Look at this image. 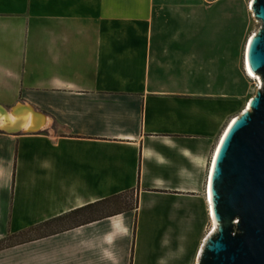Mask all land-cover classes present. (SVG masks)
<instances>
[{
	"label": "crops",
	"instance_id": "1",
	"mask_svg": "<svg viewBox=\"0 0 264 264\" xmlns=\"http://www.w3.org/2000/svg\"><path fill=\"white\" fill-rule=\"evenodd\" d=\"M217 5L231 25L226 0H0V109L32 119L0 129V241L135 198L83 226L51 225L0 264H148L151 245L167 244L152 228L188 208L205 214L196 264L213 154L246 105L236 63L232 77L225 59L205 72L204 16Z\"/></svg>",
	"mask_w": 264,
	"mask_h": 264
},
{
	"label": "water",
	"instance_id": "2",
	"mask_svg": "<svg viewBox=\"0 0 264 264\" xmlns=\"http://www.w3.org/2000/svg\"><path fill=\"white\" fill-rule=\"evenodd\" d=\"M249 10L260 27L245 64L260 88L217 146L206 188L213 228L196 264H264V0Z\"/></svg>",
	"mask_w": 264,
	"mask_h": 264
},
{
	"label": "rangeland",
	"instance_id": "3",
	"mask_svg": "<svg viewBox=\"0 0 264 264\" xmlns=\"http://www.w3.org/2000/svg\"><path fill=\"white\" fill-rule=\"evenodd\" d=\"M226 1L231 2V25H227L226 27L224 25L225 23H222L220 17L222 14L221 6L217 5L211 9L208 8L209 10L206 9L205 12L203 28V45L205 47L204 54L206 61L205 72L207 73L209 70H214L216 72L217 67H221L225 64L223 60L225 59L228 65H231L230 75L232 77V66L233 63H236L238 92L244 93V104H247L255 95L256 89L254 86L255 82L244 73V49L247 39L259 29L260 24L256 23L252 17L248 6L249 0H243L244 8L237 0ZM233 30H235L234 35L232 33ZM134 201V195H124L118 201L112 203L108 208H110L109 211H112V207L119 209L129 208L134 204ZM208 221L202 237L203 242L208 236L211 228V224ZM173 223L175 225H171V228L166 229V231H164L161 226L152 228L156 232L158 238L162 237L163 241L167 244L160 246V240L157 239L156 242L151 245V247H153V252L148 260V264H194L197 245L201 237L202 228L205 224V214L200 210L188 208L183 212L182 218ZM180 234L183 236V242L175 241L180 237Z\"/></svg>",
	"mask_w": 264,
	"mask_h": 264
},
{
	"label": "trees",
	"instance_id": "4",
	"mask_svg": "<svg viewBox=\"0 0 264 264\" xmlns=\"http://www.w3.org/2000/svg\"><path fill=\"white\" fill-rule=\"evenodd\" d=\"M122 196L112 197L102 202L90 204L80 209H76L68 214L56 218V220L43 224L39 227L30 229L29 231L23 232L18 236H8L0 241V251L33 240L36 237V233H38V236H43L47 229L51 227V225H56L57 234L62 231L70 230L79 226L95 222L97 220L105 218L104 216H112L113 212L111 211L107 213L108 215L98 213L110 207L112 203L118 201L120 198H122ZM127 209L128 208H125L123 210Z\"/></svg>",
	"mask_w": 264,
	"mask_h": 264
},
{
	"label": "bare ground",
	"instance_id": "5",
	"mask_svg": "<svg viewBox=\"0 0 264 264\" xmlns=\"http://www.w3.org/2000/svg\"><path fill=\"white\" fill-rule=\"evenodd\" d=\"M249 4V3H248ZM256 33V32H255ZM255 33H253L251 36H249V38L246 41L245 44V49H244V61H243V67H244V73L247 77H249L250 79H252L253 81L256 82V84L260 83L259 81V77L258 76H253L249 73V71L246 68V64H245V55H246V49L248 44L250 43V41L252 40V38L254 37ZM246 109H247V104H246ZM234 121H236V118H234L230 124L228 125V127H230ZM32 126V119L30 117H25L23 114L18 113V112H14V111H5L0 109V129L2 130H16V128H24V129H30V127ZM226 128L225 132L223 133V135L226 133V131L229 128ZM222 135V136H223ZM222 138V137H221ZM221 140V139H220ZM219 144V143H218ZM218 146V145H217ZM217 149V147H216ZM216 149L214 151L213 154V158L215 156L216 153ZM212 158V161H213ZM212 161H211V165H212ZM211 169V168H210ZM208 181V180H207ZM206 195V200H207V204H208V219L210 221L211 224V228L209 230V233L211 232L212 228H213V222H212V209H211V204L209 203V197L207 195V189L205 192ZM208 233V234H209Z\"/></svg>",
	"mask_w": 264,
	"mask_h": 264
},
{
	"label": "built area",
	"instance_id": "6",
	"mask_svg": "<svg viewBox=\"0 0 264 264\" xmlns=\"http://www.w3.org/2000/svg\"><path fill=\"white\" fill-rule=\"evenodd\" d=\"M218 1H220V0H205V4H206V6H211V5L215 4ZM250 2H251V0H249L248 6L250 5ZM254 86H255V89L257 90V89L260 88V83L259 84L258 83L256 84V82H255Z\"/></svg>",
	"mask_w": 264,
	"mask_h": 264
}]
</instances>
